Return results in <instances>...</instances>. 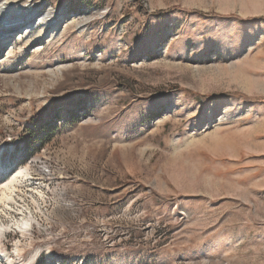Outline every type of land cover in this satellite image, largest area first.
Instances as JSON below:
<instances>
[{
	"label": "rangeland",
	"instance_id": "obj_1",
	"mask_svg": "<svg viewBox=\"0 0 264 264\" xmlns=\"http://www.w3.org/2000/svg\"><path fill=\"white\" fill-rule=\"evenodd\" d=\"M0 22V186L26 170L0 264H264V0H0Z\"/></svg>",
	"mask_w": 264,
	"mask_h": 264
},
{
	"label": "bare ground",
	"instance_id": "obj_2",
	"mask_svg": "<svg viewBox=\"0 0 264 264\" xmlns=\"http://www.w3.org/2000/svg\"><path fill=\"white\" fill-rule=\"evenodd\" d=\"M0 23H2V22H0ZM4 36H6V34ZM5 168L1 167V171L2 172L0 171V173L4 174L5 173ZM6 174L7 173H5L3 176L5 177ZM22 177L26 178V170H25V168H22L21 170H18L14 176H6L5 179L1 180L2 183H1V186H0V204H2V203L4 204L5 203L6 205H8L10 203H15L14 193L18 190L17 187L19 186V184L23 183V181L20 180V178H22ZM17 178H19V179H17ZM8 207H9V205H8ZM23 210L25 211L26 209L24 208ZM26 212H30V211H26ZM23 215H24V218H20ZM23 215H21L19 217V219H16L13 223L19 229L28 231L29 230L28 228H29L31 223H30L29 218L26 216L25 212L23 213ZM12 229H14V228H12ZM10 230H11V228H8L7 226L0 227V232H3V231L6 232V231H10Z\"/></svg>",
	"mask_w": 264,
	"mask_h": 264
},
{
	"label": "trees",
	"instance_id": "obj_3",
	"mask_svg": "<svg viewBox=\"0 0 264 264\" xmlns=\"http://www.w3.org/2000/svg\"><path fill=\"white\" fill-rule=\"evenodd\" d=\"M151 196L156 201H166V202H170V199H167V198H165V197H163V196H161V195H159V194H157L155 192L151 193Z\"/></svg>",
	"mask_w": 264,
	"mask_h": 264
},
{
	"label": "built area",
	"instance_id": "obj_4",
	"mask_svg": "<svg viewBox=\"0 0 264 264\" xmlns=\"http://www.w3.org/2000/svg\"><path fill=\"white\" fill-rule=\"evenodd\" d=\"M27 213H29V212H27ZM29 216H32L31 218H33L34 214L30 212Z\"/></svg>",
	"mask_w": 264,
	"mask_h": 264
}]
</instances>
